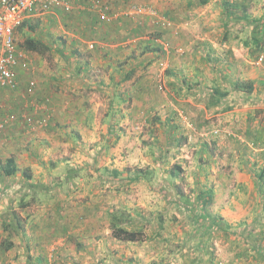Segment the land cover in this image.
<instances>
[{"label": "rangeland", "instance_id": "374dc122", "mask_svg": "<svg viewBox=\"0 0 264 264\" xmlns=\"http://www.w3.org/2000/svg\"><path fill=\"white\" fill-rule=\"evenodd\" d=\"M102 1L136 22L117 48L131 79L105 99L85 88L66 117L51 115L54 99H44L47 109L30 99L50 112L24 140L30 170L21 168L5 193L23 214L16 232L0 234L4 264H264V50L252 43L264 38V0ZM135 7L143 13L124 16ZM86 27L73 33L88 36ZM61 39L64 48L54 42L45 57L53 71L45 76L55 80L63 69L71 82L76 58L87 62L91 49L69 34ZM237 81L252 82L253 93L236 91ZM214 88L228 93L217 104ZM80 107L86 120L73 123ZM21 173L48 191L23 212L32 187ZM36 204L31 224L42 233L28 235L23 220ZM111 211L131 218L145 240L114 239ZM50 221L59 234L48 238Z\"/></svg>", "mask_w": 264, "mask_h": 264}, {"label": "crops", "instance_id": "0c3cea01", "mask_svg": "<svg viewBox=\"0 0 264 264\" xmlns=\"http://www.w3.org/2000/svg\"><path fill=\"white\" fill-rule=\"evenodd\" d=\"M134 22L129 23L131 24V28L132 26H137L136 22ZM82 24L87 26L85 29L89 31L88 36H85L84 30H82V36H80L79 33H73L74 30L79 31L80 28H77V26H82ZM129 24L126 19L124 21L119 19L116 22L114 21L112 23H108L96 14V12L93 14L88 12L86 13V10L82 6H77L72 13H66L60 9H54L48 13H38L37 15L28 18L21 25V27L17 29L15 33L16 44L19 51L26 56L29 67L25 69L21 66L16 67L19 78V86L17 89L3 88L0 90L2 91L0 92V112L3 119L8 121L6 127L8 130L5 129V132L2 131L4 133L0 132L3 136H6L4 138L3 136H0V162L5 165V168L9 164L10 159H14L18 172L21 168H27V170H24L27 172L31 168L32 162L30 161L32 160L28 154V158L25 157L27 152L22 149V147L26 144L24 140L25 138L30 140L32 136H36L31 134L35 131L33 126L37 123L41 115L42 117L45 116L49 118V116L46 115L50 111H38L37 107H39V105L37 107H32L34 100L30 99L34 98L35 101L42 103V106L40 107L46 109L47 107L43 106L46 102L44 99L47 98L48 102H51L54 99L50 108L52 111L51 115L53 117L56 115L59 117H66V113L68 116L71 104L76 106V101L80 99V97H83L84 92H82V90L85 88H88L91 91L98 90L99 93L103 92V96L102 94L101 96L105 99L104 97L106 94H108L107 97H109L113 89H117L118 86H123L127 79H131L132 72L131 75L129 74L127 76L126 74L128 71L119 67L118 64H122L121 60L126 61L128 59V55H121L122 53H120L118 51L119 49H117L123 44L124 39L128 36V33H125V30L127 31V25ZM134 27L132 29H134ZM67 30L71 31L67 32ZM62 34H69V36H73L75 39H72L71 42L74 44H77L80 41L88 43L89 48L91 49L88 50L89 57L87 62H83L82 60H79V58H76L75 61L77 64L75 63L76 65L70 69L71 74L74 76L71 82H67L65 79V75L68 74V71L64 72L63 69L62 71H58V74H54L55 80L53 77L49 78L45 76V74L53 72L50 71V69H46L45 57L52 51L54 42H58V48H64L65 40L62 41ZM135 36L136 35H131V37ZM29 37L41 40L48 45L50 49L45 53L28 50L24 44ZM132 67L136 68L134 62ZM32 83H34V87L31 86ZM54 84L55 86H53ZM68 91L71 92V94L66 93ZM80 109L81 113L78 112L79 110L77 111L72 109L74 112L72 113L73 117L70 119H72L73 123L86 120L83 109L81 107ZM106 117L109 118V115L107 114ZM40 135L41 134L39 133L37 136ZM3 139L9 142V144H4L5 140ZM23 165L25 167H23ZM34 167L35 165L33 168ZM21 175L23 185L25 187H32V190L30 188L32 191V194H30L31 200L29 201L28 198L27 203H25L24 198L26 196H24L21 201L20 206L23 212L36 202L39 204V202L44 200V196L48 191L38 187L39 185H34L36 183H32L34 182L33 177L31 179H26L23 173H21ZM14 178L15 175L10 177L7 176L5 169H1L0 167L1 236L4 233L16 232L15 225H17V223L15 220V214L19 216V220L20 215L23 214L16 211V198L13 195L9 197L5 195V193L9 192V187L16 186ZM43 192H45V194ZM37 204L33 206L32 212L26 214L24 220L22 219L23 224L28 221L26 224L28 228H25L28 235L35 233L33 229H38L39 233H42L41 229L39 230V227H37V220L33 221V225L31 224L32 220L35 219V211L39 208ZM53 224L54 221H50L48 223L49 230H52V233H49L48 238L59 234V232L54 233ZM8 256L9 255L1 249L0 241V264H4ZM30 258L28 259L29 261L25 259V264H43L40 259H34L31 261L32 258L31 260Z\"/></svg>", "mask_w": 264, "mask_h": 264}, {"label": "built area", "instance_id": "2783aa9c", "mask_svg": "<svg viewBox=\"0 0 264 264\" xmlns=\"http://www.w3.org/2000/svg\"><path fill=\"white\" fill-rule=\"evenodd\" d=\"M80 2V3H77ZM77 6L85 10H94L104 21L111 23L123 16V13L109 11V6L101 0H0V90L3 88L17 89L18 74L16 67L28 68L26 56L19 51L15 33L28 19L38 13H48L60 9L66 13L74 12ZM142 8L135 7L132 13L124 16L142 14ZM264 61V57H261ZM34 87V83L31 84ZM48 119L40 121L43 126ZM8 121L0 112V132L7 127Z\"/></svg>", "mask_w": 264, "mask_h": 264}, {"label": "trees", "instance_id": "16d2710c", "mask_svg": "<svg viewBox=\"0 0 264 264\" xmlns=\"http://www.w3.org/2000/svg\"><path fill=\"white\" fill-rule=\"evenodd\" d=\"M209 0H198L199 5H207ZM231 6L227 8V14L229 13V10L231 11ZM232 12V11H231ZM245 18V17H241ZM247 18V17H246ZM264 27H262L263 29ZM261 32V31H260ZM259 50H264V38L263 39H258L257 37L254 38L252 42ZM248 45V43H246ZM24 46L34 52H40V53H45L47 50L50 49L48 45H46L44 42H42L39 39L29 37L26 41ZM236 91L240 92H247V93H253L254 91V84L252 82L246 83L243 81H237L234 84L233 87ZM227 92L222 93L218 89L214 88L212 89V101H214V104L220 103L221 100L227 96ZM18 172V168L15 165L14 159L9 160V164L5 168V173L7 176H13L16 175ZM264 176V172L262 173V177ZM28 179H31L32 176L28 175ZM198 200L202 201V206L207 207L209 205V198H206V194L202 193ZM110 215V228L112 230V236L114 239L125 242V243H139L143 242L145 240V233L141 229H131L129 223L131 218H128L124 216L123 213L118 212V211H111L109 213ZM15 220L18 226H21V222L19 220V216L15 214ZM64 227V226H63ZM8 248H10L8 246Z\"/></svg>", "mask_w": 264, "mask_h": 264}]
</instances>
